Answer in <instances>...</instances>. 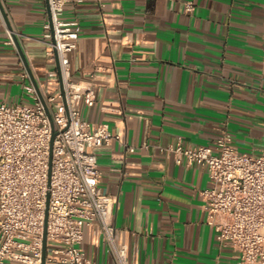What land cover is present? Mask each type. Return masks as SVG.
<instances>
[{
	"label": "crops",
	"instance_id": "1",
	"mask_svg": "<svg viewBox=\"0 0 264 264\" xmlns=\"http://www.w3.org/2000/svg\"><path fill=\"white\" fill-rule=\"evenodd\" d=\"M186 1L67 0L61 15L77 32L70 79L95 90L91 106L79 104L81 117L119 136L95 152L128 264H239L205 221L206 168L177 164L160 147L212 146L222 132L239 152L264 147V0H191L190 13ZM0 6V101L31 103L9 32L39 93L59 90V77L46 75L56 70L42 41L46 0ZM80 246L94 264H114L95 225L84 228Z\"/></svg>",
	"mask_w": 264,
	"mask_h": 264
},
{
	"label": "built area",
	"instance_id": "2",
	"mask_svg": "<svg viewBox=\"0 0 264 264\" xmlns=\"http://www.w3.org/2000/svg\"><path fill=\"white\" fill-rule=\"evenodd\" d=\"M66 1L46 0L42 24L46 60L56 63L46 75H57L62 91L40 93L47 111L32 83L23 85L30 104L0 101V264H41L43 232V264H94L80 246L91 225L114 264H128L111 218L112 199L98 185L95 152L119 136L107 123L91 125L81 117L79 104L91 106L95 90L70 79L68 54L77 32L73 20L61 18ZM183 10L190 13L193 2H184ZM160 149L177 164L206 168L208 184L199 193L215 239L233 250L239 264H264V147L258 154L239 152L222 132L212 146L176 142ZM50 241L61 246L50 247Z\"/></svg>",
	"mask_w": 264,
	"mask_h": 264
},
{
	"label": "water",
	"instance_id": "3",
	"mask_svg": "<svg viewBox=\"0 0 264 264\" xmlns=\"http://www.w3.org/2000/svg\"><path fill=\"white\" fill-rule=\"evenodd\" d=\"M0 9L2 10L1 6H0ZM2 12H3V10H2ZM3 18H4V20H5L6 23H7V19H6L5 15H4V13H3ZM11 38H12V41H13V43H14V45H15V48H16V50H17L19 56H20V59H21L23 65H24V67H25V70H26V72L28 73V75H29V77H30L31 83H32V85L34 86V88H35L37 94L39 95V98H40L41 102L43 103L42 97H41L39 91L37 90L36 82H35V80L33 79V76H32V74H31V71H30V69H29V67H28V65H27V63H26V60H25L24 55H23V53H22V50H21V48H20V46H19V44H18V41H17V39H16V37H15L14 35H11ZM58 79H59V91L61 92V91H62L61 82H60V78H58ZM43 106H44L45 110L47 111V109H46L44 103H43ZM47 114H48V112H47ZM48 117H49V114H48ZM49 123H50V127H51V129H52L53 125H52V121H51L50 117H49ZM53 135H54V132L52 131L51 136H50V143H51V141H52ZM44 247H45V241H44V232H43V240H42V257H41L42 263H41V264H43Z\"/></svg>",
	"mask_w": 264,
	"mask_h": 264
}]
</instances>
